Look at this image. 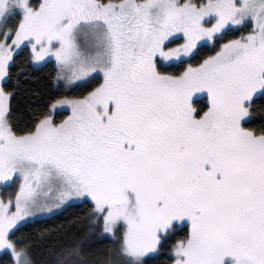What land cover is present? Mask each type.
Masks as SVG:
<instances>
[{
    "label": "snow or ice",
    "instance_id": "1",
    "mask_svg": "<svg viewBox=\"0 0 264 264\" xmlns=\"http://www.w3.org/2000/svg\"><path fill=\"white\" fill-rule=\"evenodd\" d=\"M0 264H264V0H0Z\"/></svg>",
    "mask_w": 264,
    "mask_h": 264
},
{
    "label": "trees",
    "instance_id": "2",
    "mask_svg": "<svg viewBox=\"0 0 264 264\" xmlns=\"http://www.w3.org/2000/svg\"><path fill=\"white\" fill-rule=\"evenodd\" d=\"M75 209H69L68 213H65V216L70 215Z\"/></svg>",
    "mask_w": 264,
    "mask_h": 264
}]
</instances>
